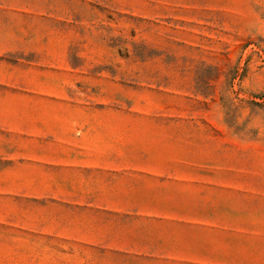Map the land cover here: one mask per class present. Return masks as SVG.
I'll use <instances>...</instances> for the list:
<instances>
[{"label":"rangeland","instance_id":"rangeland-1","mask_svg":"<svg viewBox=\"0 0 264 264\" xmlns=\"http://www.w3.org/2000/svg\"><path fill=\"white\" fill-rule=\"evenodd\" d=\"M0 264H264V0H0Z\"/></svg>","mask_w":264,"mask_h":264}]
</instances>
